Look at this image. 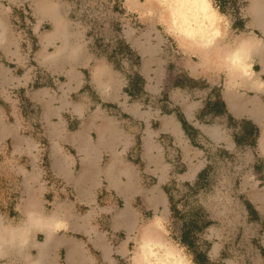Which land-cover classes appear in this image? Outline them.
Listing matches in <instances>:
<instances>
[{
  "label": "rangeland",
  "instance_id": "obj_1",
  "mask_svg": "<svg viewBox=\"0 0 264 264\" xmlns=\"http://www.w3.org/2000/svg\"><path fill=\"white\" fill-rule=\"evenodd\" d=\"M205 1L216 16L218 44L263 39L251 5L264 15V0ZM137 2L131 8L126 0H0V222L18 226L29 209L55 212L48 264H66L68 242L94 264H136L139 233L155 223L162 244L154 251L163 255L170 245L192 264L171 237L180 224L167 186L177 209L196 201L205 225L197 243L208 251L207 264H264L258 137L256 146L250 136L237 145L241 133L226 116H199L206 101L223 104L225 71L191 73L197 57L182 51L153 0ZM49 4L63 33L40 9ZM259 69L247 63L248 71ZM131 83L137 89L128 92ZM184 103L199 107L195 115ZM173 110L197 128L194 144L175 116L165 115ZM206 166V190L186 185ZM33 239L41 243L43 232ZM0 264L21 261L0 253Z\"/></svg>",
  "mask_w": 264,
  "mask_h": 264
},
{
  "label": "crops",
  "instance_id": "obj_2",
  "mask_svg": "<svg viewBox=\"0 0 264 264\" xmlns=\"http://www.w3.org/2000/svg\"><path fill=\"white\" fill-rule=\"evenodd\" d=\"M138 0H126V4L131 8L136 7L138 4ZM160 4V3H159ZM251 8H255L253 10V20L254 22L261 27L263 39L260 40L261 43L264 45V23L258 22L256 19V15L263 16V14L256 13L255 5H251ZM42 12L48 10L50 16L56 20L54 22L57 24L55 26V31L59 28L58 23L59 16L54 10L53 4L45 6V9L40 8ZM147 11L146 7H142L139 11ZM256 10V11H255ZM141 11V12H143ZM255 11V12H254ZM160 12V11H158ZM255 15V16H254ZM161 16V15H160ZM258 16V17H259ZM166 24L167 28L174 30V28L167 23L166 17L161 16ZM264 20V19H263ZM64 32V28H61ZM57 33V32H56ZM176 31L173 32L176 35ZM179 45V44H178ZM180 46V45H179ZM182 51L188 54H192V50H186L182 46H180ZM225 47L222 46L221 49ZM220 47L211 46V65H206L204 67L202 64L198 63H190L188 64L191 73H200L202 71L210 72L216 69H223L226 73L227 81L224 87V91L221 96V100L225 105L227 112L234 118V119H241L246 117L247 121H250L254 126H259L260 128V135L257 139V144L259 148V152L264 158V154L261 151L260 143L264 144L262 141V130H264V81H261L262 76H264V53L261 56L258 52L256 53L253 50L249 54L243 53V58H233L231 60V56H228V59H225L223 62H218L217 58H215L219 53H223ZM194 54V53H193ZM246 58V59H245ZM240 60V63H239ZM248 60V61H247ZM256 61L257 64L260 66L258 72H252L247 70V64L249 61ZM244 64V65H243ZM233 66V67H232ZM239 68V69H238ZM237 79V80H236ZM239 89H246L248 91H252L253 93L247 94L245 92H240ZM183 106L188 108L189 115H195V111L199 107L190 106L188 103H184ZM216 131L213 130L211 135L216 136ZM264 146V145H263ZM93 150V149H91ZM254 196H261L262 194H258L257 192H252ZM251 193V194H252ZM260 198V199H261ZM264 199V198H263ZM53 214L56 215V220H50L48 217L52 216ZM36 217L39 219H43L41 221H37ZM59 216L55 212H51L49 214H42L40 211L35 210H27V215L25 220L20 223L18 226L15 227H3L2 223L0 222V253L12 256L14 255L18 259H20L21 264H48L49 254L55 248V242L52 240V232L55 230ZM159 227V224H152L150 225L146 231H141L140 234V246L135 251L133 256V261L136 264H148V262H154L155 258L150 255L149 250L150 248L154 251L153 248L155 245L161 247L160 239L154 234L156 232V228ZM41 230L44 235V239L41 243L35 244L33 239V234L36 231ZM158 230V229H157ZM34 231V232H33ZM155 231V232H154ZM29 236V237H28ZM151 237H155L157 241L153 244L147 245L144 244V240L150 239ZM145 245V247H143ZM164 247H170V245H163ZM171 248V247H170ZM66 264H94V258L87 254V251L81 247L80 245L73 246L71 242L66 244ZM121 251H123V246H121ZM156 252V251H154ZM157 253V252H156ZM146 255V256H145ZM149 255V257H148ZM160 255V254H159ZM162 256V255H161ZM125 258V256H123Z\"/></svg>",
  "mask_w": 264,
  "mask_h": 264
},
{
  "label": "bare ground",
  "instance_id": "obj_3",
  "mask_svg": "<svg viewBox=\"0 0 264 264\" xmlns=\"http://www.w3.org/2000/svg\"><path fill=\"white\" fill-rule=\"evenodd\" d=\"M153 2L157 7V10L160 11L161 16H165L167 23L177 32L176 39L178 44L186 50H192L198 59L197 63L202 64L204 67H206V65H211V62L209 61L211 60V46H217L220 47V49L222 46L225 47L224 49H221L223 53L220 52L219 55L215 57L218 62H223L225 59H228L229 55L231 56V60H233V58L242 59L243 53L249 54L253 50H255L256 53L258 52L261 56L264 53L263 43L252 38H240L231 46L222 43L218 44V42H216L217 31H215L216 28L213 25L216 16L209 12L208 2L205 0H153ZM146 8L148 9V7ZM256 13L257 12H255V15ZM258 16H255L257 21L264 23V17L261 15ZM175 22L180 23L179 31L177 30L178 27H176L177 25ZM190 24L192 26H190ZM60 31H62L60 27L57 28L56 32L61 33ZM261 137L264 142V130H262ZM263 145L264 144L260 143L261 151L264 154ZM48 218L54 221L56 220V215L53 214ZM43 219L36 217L37 221ZM156 241L157 239L155 237H151L150 239L146 238L144 244L150 245ZM143 247H145V245ZM164 251L165 253L161 256V254H157L150 248L149 253L155 258V260L154 262H148V264H188L181 255L173 251L170 247H164Z\"/></svg>",
  "mask_w": 264,
  "mask_h": 264
},
{
  "label": "trees",
  "instance_id": "obj_4",
  "mask_svg": "<svg viewBox=\"0 0 264 264\" xmlns=\"http://www.w3.org/2000/svg\"><path fill=\"white\" fill-rule=\"evenodd\" d=\"M128 89V90H127ZM136 84L131 83L126 90L128 92H131L133 90H136ZM129 95H132L131 93ZM200 110H203L202 112ZM199 111L201 112L200 115H208L213 117L218 116L219 114H222L227 117V119L230 122V126H232L233 129L238 130L241 133L240 138H236L235 136V143L237 145L241 144V140L246 137H253V146H256V139L258 137V129L256 126H254L250 121H243V120H235L226 110L225 105L222 103H210L206 101V103L203 105V107ZM162 113V112H161ZM163 114V113H162ZM173 114L176 118V120L180 123L181 129L183 131V134L189 138L190 142L194 144V140L191 136V133L196 132L197 128L192 126L187 120L185 119L184 115L181 114V112H178L176 110L170 111L168 114L165 115H171ZM201 121H199L200 124ZM247 127H250V131L247 130ZM242 137V138H241ZM259 158H255V162L258 163ZM207 166L197 174L196 179L192 184L186 183V185H189L190 187L194 188L193 190H196V188L203 187L205 190L208 188V181L209 176L206 177V170ZM164 192L168 195L169 200V209L172 212L173 219H175L180 224V229L178 234L171 233L172 239L179 244L180 246L184 247L191 257L192 264H207L208 263V257H207V250H201L199 247V244L197 243L198 239V233L201 231L205 225L201 224V221L198 217V209L196 208V201L195 204L188 207V209L180 210L176 208V204L173 202V198L171 197V193L169 190V187L164 186L163 187ZM255 213V211L253 210Z\"/></svg>",
  "mask_w": 264,
  "mask_h": 264
}]
</instances>
